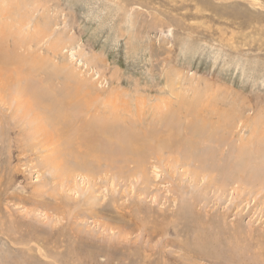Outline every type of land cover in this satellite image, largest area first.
Returning a JSON list of instances; mask_svg holds the SVG:
<instances>
[{
    "label": "rangeland",
    "instance_id": "374dc122",
    "mask_svg": "<svg viewBox=\"0 0 264 264\" xmlns=\"http://www.w3.org/2000/svg\"><path fill=\"white\" fill-rule=\"evenodd\" d=\"M0 55V264H264V0H0Z\"/></svg>",
    "mask_w": 264,
    "mask_h": 264
},
{
    "label": "bare ground",
    "instance_id": "6f19581e",
    "mask_svg": "<svg viewBox=\"0 0 264 264\" xmlns=\"http://www.w3.org/2000/svg\"><path fill=\"white\" fill-rule=\"evenodd\" d=\"M1 56V55H0ZM0 61H2V60H0ZM32 103V102H31ZM55 109L56 110H51V108H50V106H48V108L47 107H45V109L43 110V111H40V113H41V115L43 116V117H45L48 121H50L51 123H53V125H55L54 127H56V126H61V124H66V127L65 128H62V129H64L66 132H72V133H74L75 132V134H74V136H76L75 137V141H76V143L77 144H85V142H86V140H85V137H86V135H87V131L85 132V130L83 129L84 127L86 128V126L87 125H83V127H82V125H81V127L79 126V128L78 129H80V130H78V131H76L75 129V127L73 128V126L72 125H70L69 123H68V120L70 119V114H67L68 113V111H67V107H66V103H64V102H55ZM51 110V111H50ZM49 114H51V119H50V117H48L47 115H49ZM68 115H70L69 117H68ZM70 121H71V119H70ZM39 122V121H38ZM97 127V126H96ZM41 128V130H43L44 131V133L46 132V134H48L49 133V131L47 130V128L46 129H44V127H42V126H40L39 128H38V130ZM82 130V131H81ZM92 129H90V131H91ZM99 130V129H98ZM90 131H88V132H90ZM95 131V130H94ZM77 132V133H76ZM83 132H85V133H83ZM92 137V136H91ZM67 141H69V139H67ZM74 141V142H75ZM91 142H93V140H90ZM130 141V140H129ZM91 142H88L87 143V145L90 147V151L91 150H94L95 149V141L93 142V144L91 143ZM135 144V143H134ZM126 147V146H125ZM132 148H133V151H136V150H139L138 148H140L139 146H138V144H136V145H132ZM131 150V149H130ZM87 153V152H86ZM136 153V152H135ZM88 154V153H87ZM89 154H91V153H89ZM79 162H81L80 160H79Z\"/></svg>",
    "mask_w": 264,
    "mask_h": 264
}]
</instances>
